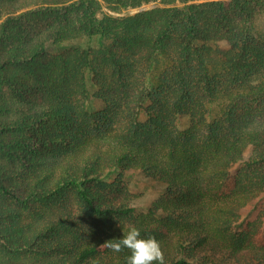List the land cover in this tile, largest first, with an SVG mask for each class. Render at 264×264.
Segmentation results:
<instances>
[{
  "label": "trees",
  "instance_id": "trees-1",
  "mask_svg": "<svg viewBox=\"0 0 264 264\" xmlns=\"http://www.w3.org/2000/svg\"><path fill=\"white\" fill-rule=\"evenodd\" d=\"M263 14L0 0V264H127L131 226L164 264H264ZM127 172L162 189L143 210Z\"/></svg>",
  "mask_w": 264,
  "mask_h": 264
},
{
  "label": "clouds",
  "instance_id": "clouds-1",
  "mask_svg": "<svg viewBox=\"0 0 264 264\" xmlns=\"http://www.w3.org/2000/svg\"><path fill=\"white\" fill-rule=\"evenodd\" d=\"M104 246L115 253L124 248L129 250L127 264H164V253L160 243L154 237L141 238V233L135 226L129 227L127 233L115 241L109 240Z\"/></svg>",
  "mask_w": 264,
  "mask_h": 264
},
{
  "label": "rangeland",
  "instance_id": "rangeland-1",
  "mask_svg": "<svg viewBox=\"0 0 264 264\" xmlns=\"http://www.w3.org/2000/svg\"><path fill=\"white\" fill-rule=\"evenodd\" d=\"M154 2H150V3H146L141 5L138 8H124L122 9L120 12L117 11H112L111 9H109L107 6H103V10L105 12H110L113 14H121V13H126V12H134L136 10H139L140 8H146L149 6H152ZM256 24L259 28H261L262 26H264V14L260 15L258 17V19L256 20ZM96 104H98L99 106H101V104H99V101L96 102ZM215 107H217L215 105ZM187 117H184L181 122H179V126H184L187 124ZM251 152V149H248L246 151V155L249 154ZM126 179L128 180L129 183V190L132 193V200L134 203H136L139 207V210H143L144 205L149 204L150 202H152V200H154L156 197L159 196V194L162 192V189L159 186H155L152 183V180H150L148 177L144 176L141 173H137V172H127L126 173ZM264 204V200H260L258 202H256L255 204L251 205L249 207V211L250 214L255 215V213H258L259 211H261V208Z\"/></svg>",
  "mask_w": 264,
  "mask_h": 264
}]
</instances>
